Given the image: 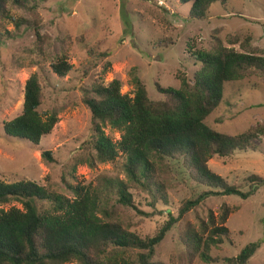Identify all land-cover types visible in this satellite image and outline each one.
<instances>
[{"label":"rangeland","instance_id":"obj_1","mask_svg":"<svg viewBox=\"0 0 264 264\" xmlns=\"http://www.w3.org/2000/svg\"><path fill=\"white\" fill-rule=\"evenodd\" d=\"M191 7L179 0H30L26 8L10 3L9 16L0 18V181H31L67 198H73L70 186L98 189L105 179L125 181L126 158L100 162L90 145L94 125L84 99L93 95L94 85L108 86L118 80L121 93L133 97L132 80L137 75L146 84L150 100L158 102L164 97L157 84L179 89V74L193 81L199 70V63L188 54L189 43L202 50L218 45L239 50L240 44L229 41L238 36L241 41L250 38L253 48L264 49V0L217 3L204 21L190 18ZM35 28L48 44L42 52ZM62 58L71 66L65 77L52 69ZM32 75L38 76L44 94L40 111L56 112L59 119L38 146L8 138L3 129L5 122L22 111L26 82ZM258 123L264 125V81L257 78L227 84L222 105L206 121L227 135H240ZM105 132L114 142L121 139L117 130L106 127ZM256 144V152L236 151L227 159L213 158L208 167L230 185L249 191V178L264 179V137ZM47 152L53 161L43 157ZM165 164L161 172L167 202L159 201L156 210L148 196L134 193L136 207L132 210L111 199L104 207L108 218L141 238L151 237L169 212L177 217L185 200L205 190L190 181L182 164ZM257 188L248 200L213 197L187 214L156 248L155 261L204 264L199 256L190 259L185 254L179 236L190 227L198 229L209 213L218 217L223 205L232 209L226 223L232 243L212 251L215 264H223L224 258L235 257L263 239L264 183ZM102 192L105 202L104 187ZM12 207L22 208L11 203L2 209ZM138 210L153 216L142 218ZM249 264H264V244Z\"/></svg>","mask_w":264,"mask_h":264},{"label":"trees","instance_id":"obj_2","mask_svg":"<svg viewBox=\"0 0 264 264\" xmlns=\"http://www.w3.org/2000/svg\"><path fill=\"white\" fill-rule=\"evenodd\" d=\"M179 1L191 3L190 18L198 21L208 19L213 5L225 6L228 2ZM29 2L0 0V18L5 20L9 16L10 3L26 8ZM35 35L42 52L48 44L39 28H35ZM229 41L231 45L240 44V49L218 45L213 50H202L189 43L188 54L200 68L193 81L186 74H179V89L157 84V91L164 97L162 101L150 100L146 84L137 75L132 80L133 97L121 93L122 84L118 80L108 86L94 85L93 95L84 99L94 125L91 148L103 163L125 157L126 180L105 179L98 189L70 186L73 198L31 181L13 184L0 181V264H165L155 261L156 248L187 214L213 197L251 198L264 179L249 178L250 190L245 192L208 167L213 158L227 159L236 151L256 152L259 148L256 143L264 137V125L260 123L240 135L222 134L206 124L222 105L227 84L249 78L264 81V49L253 48L250 38L241 41L233 36ZM52 69L59 77H65L71 66L62 58ZM43 99L39 78L32 75L26 82L22 111L4 123L6 137L38 146L52 133L58 115L40 111ZM106 127L119 131L121 139L114 142L106 134ZM43 157L53 161L49 152ZM169 162L182 164L190 181L205 188L197 198L182 203L177 217L169 212L155 233L146 238L108 218L109 211L104 207L111 199L117 206L132 210L136 207L134 193L148 196L156 210L159 201L167 202L161 166ZM167 169L172 171L170 166ZM103 187L105 202L101 196ZM11 203L22 208L2 209ZM231 212L229 206L223 205L218 217L209 213L208 220L202 221L198 229L190 227L181 233L180 243L190 259L199 256L204 264L217 263L212 251L232 243L226 227ZM138 214L142 218L153 216L139 210ZM263 244L264 238L251 243L235 257L224 258L223 264H249Z\"/></svg>","mask_w":264,"mask_h":264}]
</instances>
